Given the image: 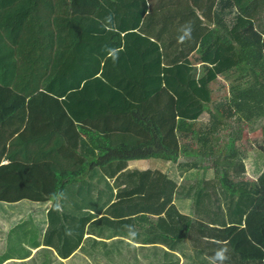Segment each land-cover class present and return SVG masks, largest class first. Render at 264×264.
Masks as SVG:
<instances>
[{"label":"trees","instance_id":"obj_1","mask_svg":"<svg viewBox=\"0 0 264 264\" xmlns=\"http://www.w3.org/2000/svg\"><path fill=\"white\" fill-rule=\"evenodd\" d=\"M113 1L125 4L131 18L126 32L125 27L118 28L123 36L112 33L105 45L97 43V50L116 49L114 55L118 59L110 58L104 51L94 59H84V67L78 72L88 73L76 82L71 79L75 75L73 67L62 62L66 58L63 57L53 67L47 66L50 61L46 62L48 75L43 73L44 82L38 90L25 88L30 72L43 69V63L26 70L22 79L18 69L13 85L0 84L1 127L15 128L17 136L28 138L32 144L39 143L41 135L45 145L49 140H58L54 147L41 145L36 153L51 160L43 170L33 167L30 182L43 183V187L31 188L19 198L26 196L27 200L43 202L60 199L63 203L72 199L73 204H87L89 195V201L99 206L121 202L126 194L130 198L137 188L142 199L150 193L158 195L161 190L164 196L170 193L165 201L168 203L162 208L159 205V212H163L174 192L176 196L185 192L190 217L170 206L164 211V218L159 219V233L171 244L166 253L169 259L179 263L173 247L180 244L179 250L192 264H211L221 247L228 249L226 264H264V163L256 171V180L240 181L244 167L233 149L241 131L237 125L241 118L249 121L264 117V0H218V10L223 13L217 20L221 31L216 29L210 34H202L201 20L181 17L177 24H183L181 29H190L189 37L183 40L182 30L170 33L173 20L167 14L168 3L160 2L144 17L148 10L146 0ZM192 1L194 5L196 0ZM207 1L210 11L215 0ZM183 5L179 3L180 8ZM186 7L193 9L189 4ZM157 11L162 15L155 17ZM231 14L232 18H228ZM54 40L57 50L73 44L71 40L61 41L60 36ZM189 44L198 45L192 59L188 55L190 49L186 51ZM198 61L201 66L194 64ZM218 75L229 80L226 102H218L225 97L216 99L210 88ZM3 79L1 76L0 82ZM16 93L24 97L19 98ZM204 115L209 116L210 125L195 134L193 125ZM221 115L236 123L234 130L220 128L224 125ZM123 123L126 128L127 124H137L138 130L126 131ZM184 125L187 134L194 135L196 142L207 149L203 156L217 151L219 159L212 161L215 170L201 168L200 178L180 181L175 172L168 174L166 161L175 163L178 138L174 128ZM84 126L101 128L95 133L98 137L94 139V149L77 145L80 132L86 130ZM137 136L143 137V142H138ZM219 144L224 147V163ZM259 149L264 156V141ZM95 150L99 153L96 162L83 159ZM132 160L149 161V167L123 172L129 166L126 162ZM222 163L224 171L218 176ZM235 164H240L241 171ZM87 166L94 170L84 176ZM168 227L175 232L168 233Z\"/></svg>","mask_w":264,"mask_h":264},{"label":"crops","instance_id":"obj_2","mask_svg":"<svg viewBox=\"0 0 264 264\" xmlns=\"http://www.w3.org/2000/svg\"><path fill=\"white\" fill-rule=\"evenodd\" d=\"M217 1H214L209 11L207 0H196L194 5L192 0H146L148 10L144 17H148L157 4L166 2L167 14L173 20L170 33L182 30L183 24H177L181 17H192L201 20L202 34H210L216 29L221 31V22L217 20L223 17V13L219 12ZM179 3L184 5L180 8ZM175 4L177 8L174 7ZM186 4L193 6L194 14L193 9L186 7ZM125 6L121 1L117 4L113 0H0V67L5 69H0V77L4 78L0 84L13 85L17 81L18 69L19 78L22 79L26 70L39 67L43 63V69L38 68L30 72L31 76L25 88L38 90L42 87L45 75H48L44 68L46 62L50 61L47 66L53 67L58 65L63 57L66 58L62 62H67V66H72L75 72L71 79L74 82L85 79L83 76L88 72H78L84 67L83 60L94 59L103 51L107 53L106 48L97 50V43L105 45L112 33L119 32L123 36L126 32L128 19L131 17ZM109 14L113 16L115 28L105 24V17ZM160 15L162 14L159 11L155 13V17ZM232 16L231 14L228 18ZM152 18L153 24L155 18ZM123 27L124 32L118 31V28ZM151 29L152 31L148 32L150 34L153 33V27ZM56 36H60L61 41L71 40L73 44L68 49L57 50L54 40ZM37 38V43L40 42L41 45L36 43ZM186 49H190L189 57L195 58L198 45L192 47V44H189ZM67 59H70V63ZM194 64L201 66L202 63L198 61ZM225 79L223 75H218L210 84L216 99L221 96L214 87L220 84L218 88L223 90ZM228 92L229 89L224 97L228 96ZM16 95H19V98L24 97L22 93ZM11 111H8V114H13ZM145 111L149 112L147 109ZM122 125L129 132L135 133L138 130L137 124H127V128L126 123ZM84 128L86 130L80 132L77 145L94 149V139L98 137L95 133L101 132V128ZM186 128V125L175 126L174 133L178 138L177 158L175 163L166 161L168 174L175 172L180 181L200 178L203 175L201 169L189 170L191 164H178L179 158L191 148L193 136L187 134ZM205 129L207 127L202 131ZM17 133L15 128L0 126V264H175L166 255L170 252L171 244H167L165 236L159 233V219L164 218V211L170 206H174L182 216L190 217L188 193L182 192L180 196H176L174 192L172 201L165 206L163 212H159V205L162 208L163 204L168 203L165 201L170 193L164 196L160 193L161 190L158 195H145L144 201L143 196L138 197L137 188L134 189L136 194L130 198L126 194L127 197L121 202L99 206L89 201V195L87 204H73L72 199L63 203L60 199L43 202V199L27 200L26 196L19 198L23 194L26 195L31 188L34 190L43 187V183L36 185L30 182L34 174L33 167L37 165L43 170L51 160L50 157H38L36 153L41 145L54 147L58 140H49V144L45 145L46 141L42 140L41 135L39 143L32 144L28 138L17 136ZM46 137L43 135L44 139ZM124 138L127 140L125 135ZM138 142H143V137H138ZM196 148L201 156L207 150L199 144ZM98 158L99 153L95 150L93 155L87 154L83 159L91 163L96 162ZM126 163L129 166L123 172L133 171L135 168L145 170L149 167V161L146 160H132ZM93 170L87 166L82 174L89 175ZM94 196L93 192V201ZM14 197L19 199L11 200ZM180 223L179 227L182 229L183 222ZM163 231L166 233L164 227ZM174 232V228L168 227V233ZM180 247V244H174L173 247L179 257L177 264H192L182 255Z\"/></svg>","mask_w":264,"mask_h":264},{"label":"rangeland","instance_id":"obj_3","mask_svg":"<svg viewBox=\"0 0 264 264\" xmlns=\"http://www.w3.org/2000/svg\"><path fill=\"white\" fill-rule=\"evenodd\" d=\"M223 82V80L221 79ZM220 84H217L214 88L217 90V93L219 96L224 97L227 93V89H229V80L226 78L224 82L225 88L223 90H220L218 88ZM224 91V92H223ZM229 96V95H228ZM228 97L225 98H219V101L226 102L228 101ZM227 99V100H226ZM212 112L214 113V108H211ZM218 113V112H217ZM219 114V113H218ZM220 115V114H219ZM224 125L220 126L222 129H230L234 130L236 123L232 122L231 119H228L224 117V115H221ZM242 121H239L237 125L240 126V133L238 140H236L233 144V149L238 153L237 159L240 158V164L244 167V172L240 174L239 179L240 181H248L253 182L256 180L255 176L257 174L256 171H258L260 164L263 165L264 163V156L261 155L259 146L264 141V117H259L257 119L252 118L251 120L247 121L246 118L243 116ZM211 121H209V116L204 115L199 119V123H196L193 125L195 134L199 132L200 130H204V128H208ZM225 125H230L228 128ZM203 126V128L201 127ZM194 136V135H193ZM188 146V143H186ZM198 143L196 142L195 138L192 137L191 142V148L188 153L184 154L183 157L179 158L178 164H191L189 167V170L191 169H209V170H215L213 169L212 161L214 159H219L217 151H214V153L210 154L209 156H201L198 151L197 147ZM223 145L219 144V151L221 153L222 162L225 155V151L223 150ZM224 163V162H223ZM223 163L220 168H218V174L222 175L223 173ZM240 164H235L237 169L241 171ZM235 167V168H236ZM185 169V168H184ZM231 169V168H229ZM247 169V170H245ZM192 170V171H194ZM232 171V170H230Z\"/></svg>","mask_w":264,"mask_h":264},{"label":"clouds","instance_id":"obj_4","mask_svg":"<svg viewBox=\"0 0 264 264\" xmlns=\"http://www.w3.org/2000/svg\"><path fill=\"white\" fill-rule=\"evenodd\" d=\"M105 24L106 26H111L112 28H115L114 22H113V16L109 14L108 16L105 17ZM183 35L180 37L181 40L189 37L190 35V29H182ZM108 55L110 58L118 59V55H114L117 50L108 48L106 49ZM59 207V205H57ZM228 249L226 247H221L219 248L214 256L211 258V264H226V261L228 260V255H227Z\"/></svg>","mask_w":264,"mask_h":264}]
</instances>
